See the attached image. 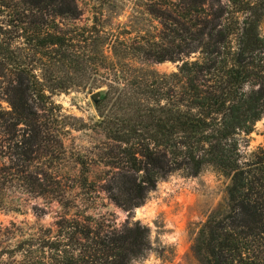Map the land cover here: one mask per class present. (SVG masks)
Wrapping results in <instances>:
<instances>
[{
    "label": "trees",
    "instance_id": "16d2710c",
    "mask_svg": "<svg viewBox=\"0 0 264 264\" xmlns=\"http://www.w3.org/2000/svg\"><path fill=\"white\" fill-rule=\"evenodd\" d=\"M150 1L159 31L113 44L107 66H90L102 51L75 44L91 37L60 21L77 18L73 0L72 7L63 0H0V101L7 103L0 104V209L13 192L59 209L51 226L19 231L15 240L0 227V264H130L148 250V229L88 213L95 196L73 195L74 188L101 189L127 211L143 204L158 180L181 169L194 176L205 166L229 183L224 203L194 239L198 260L264 264V145L250 152L239 146L264 117V3ZM134 52L144 62L180 63L168 74L124 66ZM90 78L89 88L105 87L92 126L102 139L84 157L65 136L86 124L64 114L52 96L86 88ZM69 159L78 169L65 182L62 161ZM93 164L110 176L89 179Z\"/></svg>",
    "mask_w": 264,
    "mask_h": 264
},
{
    "label": "rangeland",
    "instance_id": "374dc122",
    "mask_svg": "<svg viewBox=\"0 0 264 264\" xmlns=\"http://www.w3.org/2000/svg\"><path fill=\"white\" fill-rule=\"evenodd\" d=\"M63 1L72 7L70 2L72 0ZM253 1L257 4L264 3V0ZM150 2V0H73L77 18L60 21L70 23V28L74 29L77 35L83 32L84 37H91L85 43L75 44L85 46L87 50L95 49L98 53L102 51L103 57H97L90 66H107L113 44L128 45L139 41L141 35H153L159 31L158 20L147 12ZM258 32L264 37V15L260 18ZM94 37L97 39L95 43L91 41ZM77 49L81 52L83 48ZM130 56L123 60L124 66L142 67L159 74L176 71L180 63L169 60L160 63L144 62L135 52L130 53ZM197 56L198 54H192L190 59L193 60ZM93 81V78L86 79L83 81L86 88L57 92L52 96L64 114L74 116L86 124L85 129L77 130L74 127L65 136V144L73 148L75 154L84 157L89 156V152H97L98 142L102 139L101 134L92 128L99 120V116L95 107L97 102H93L91 95L95 92H99L100 95L105 87L89 88ZM0 104L7 108L5 101H0ZM239 138L242 151L250 152L263 146L264 117L255 123L253 131L248 136L241 135ZM62 162L64 169L60 173V179L62 181L74 179L77 174L75 169L78 167L74 168L72 159ZM106 170L107 168L102 165L93 164L88 177L108 178L110 174L107 175ZM228 183L229 179L212 166H205L194 176L181 169L158 180L155 188L147 194L144 203L127 211L110 203L107 192L101 189L93 194L89 192L90 188H74L72 194L85 198L95 196L94 203L89 205L88 213L103 215L117 227L138 222L148 229V250L130 264H201L193 251L194 239L208 214L224 203ZM7 201L8 208L0 209V227L5 229V234L14 238L12 240L17 238L19 231L27 234L37 231L40 226H51L59 212L57 204L46 205L41 198L31 199L20 192L8 194Z\"/></svg>",
    "mask_w": 264,
    "mask_h": 264
},
{
    "label": "water",
    "instance_id": "95a60500",
    "mask_svg": "<svg viewBox=\"0 0 264 264\" xmlns=\"http://www.w3.org/2000/svg\"><path fill=\"white\" fill-rule=\"evenodd\" d=\"M98 97H99V92H95L94 94L91 95V98L93 100V102H97L98 100Z\"/></svg>",
    "mask_w": 264,
    "mask_h": 264
}]
</instances>
